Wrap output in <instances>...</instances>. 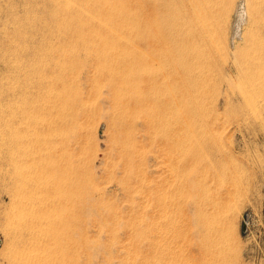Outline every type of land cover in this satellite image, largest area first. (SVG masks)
Here are the masks:
<instances>
[{"label":"rangeland","instance_id":"rangeland-1","mask_svg":"<svg viewBox=\"0 0 264 264\" xmlns=\"http://www.w3.org/2000/svg\"><path fill=\"white\" fill-rule=\"evenodd\" d=\"M10 1L17 36L1 62L0 133L37 95L27 67L45 59L47 70L28 166H14L0 135V264H166L163 245L146 248L152 237L139 232L144 219L161 228L162 205L190 185L223 199L225 250L216 264H264V0H213L205 33L192 43L174 39L176 10L154 17L140 0H70L59 30L51 0ZM8 3L0 0V27ZM113 71L129 104L115 103ZM188 74L194 87L185 91ZM137 96L150 106L133 105ZM55 225L60 258L52 255Z\"/></svg>","mask_w":264,"mask_h":264},{"label":"bare ground","instance_id":"bare-ground-1","mask_svg":"<svg viewBox=\"0 0 264 264\" xmlns=\"http://www.w3.org/2000/svg\"><path fill=\"white\" fill-rule=\"evenodd\" d=\"M212 1L213 0H140V2L138 4H139L140 7L141 6L142 7L144 6L142 8V9H144L143 11L149 12V13H151V15L153 14L154 17H158V16H161V15H164V13H170V12H172V10H176L177 12L175 13V17H174V20L172 22V25H177V27L175 28L176 30L173 33L175 38L174 37L173 38L179 40V39H181L180 38V36H181V37H183V39H185V38L186 39H191L190 42L192 43V42H195V38H197V37L198 38H202L203 35H204V33H205L207 14L211 11V7L209 5H210V2H212ZM69 2H70V0H51L50 8L48 7L49 10H50V15L52 16V24H51V26L53 25L57 30H59V29L62 28L63 19H62L61 16H62V13H63L64 9L69 4ZM211 5L213 6V4H211ZM0 7H2V6H0ZM4 7H6V6H4ZM14 8L15 7H14L13 3L9 0V3H8L7 7H6V10H3V11H5V13L3 12V14H5L6 19H4V21L2 20L3 21V23H2L3 26H1V27H3L2 32H1V29H0V74H1V71L3 69H7V68H3V67H7L8 66V65L6 66V64H7L6 62H5L6 64L5 63H2L1 64V62H4L5 59H3V58L5 57L6 54L8 55V53L6 51H8L10 49V47L12 46V45L10 46V39L12 37L17 36V34L15 33V27H16L15 23L17 22V19H18L17 17L18 16L16 15V10L17 9L15 10ZM67 12H69V11H67ZM69 13H67V14H69ZM243 13H244V11H242V10H240L238 12L240 20H242ZM71 14H73V13H71ZM66 16H69V15H66ZM147 22L148 21L146 20L145 21L146 24L144 23L146 26H147ZM181 23H187L188 26L184 29L181 26ZM118 36H119V34H118ZM181 49L182 48L180 47L179 50L182 51ZM192 54H193V52L190 51L188 55H190L191 57L196 56V55H192ZM178 56L180 57V54ZM110 59H112V58L110 57ZM183 61H185V60H183ZM112 63H114V62H112ZM125 63H126V61H125ZM132 64H133V62H132ZM182 64H183V62H182ZM46 65L47 64H45V59H42L40 62H38V63H32V64H30L27 67V76L26 77L28 78V80L31 79V78H36V82L33 84L32 87H36L37 88V90H38L37 91V95H35L36 96L35 97L33 94H30V95H28L26 97L28 99H26L25 106L21 110V113L15 115V116H11V119L9 121V129H8V131L5 129V132L4 133L2 131L0 133V135H3V137L1 138V141L3 142L2 145H6V148H7V151H8L7 153L9 154L8 159H9V157L11 158V161L13 162V164H14L15 167L16 166H25V167L28 166L30 164V161H31V158H32L31 157L32 151L35 150V146L36 145L35 144H32V139H33L32 136L37 133V129H38L37 128V125H38L39 121L41 120L42 115L45 114L43 110L45 109V107H44V105H45V99L44 98H45V92H46L45 91V87H46V85H45V76H46V70H47V69H45L47 67ZM112 65H110V66L112 67ZM123 65H124V63H123ZM183 65H180V66H183ZM126 66H127V64H126ZM183 67H185V66H183ZM185 68H187V67H185ZM106 71L109 72L108 69H106ZM110 76L111 77H109L110 78L109 84L112 87V92H113V95H114L115 100H116L115 103L118 106H123V105H125V103L126 104L127 103L129 104V102H131V101L130 100H128V101L125 100V96H126L125 94L126 93L124 92L125 91L124 88L126 87V83H125L124 79H122L123 77L122 76H117L116 75V72H114V71L112 72V74H110ZM161 77H162V74H161ZM191 77L192 76L190 74H188L185 78L181 77V79H180L181 82H183V85H185V89H186L185 91H188L191 87H194L193 86L194 85L193 84L194 82L191 81V79H192ZM164 78H166V73H165ZM125 79H126V77H125ZM152 79H154V78H152ZM152 79H150V80H152ZM161 79H163V78H161ZM174 79H176V78H174ZM156 80L157 79H154L152 82H149L148 83L149 84V88H151L150 90H153L152 89L153 87L156 88L155 87L156 85L154 86V83L156 82ZM177 80H176V82L178 83ZM99 84H101V83H99ZM99 84H98V86H99ZM129 85H128V87H129ZM183 85H181V86L184 87ZM131 86H132V84H131ZM137 86H139V85H137ZM179 86L177 85V87H179ZM145 87H144V89H145ZM173 87L175 88V85L174 86L172 85L171 88L169 86L170 90L173 89ZM129 88L132 89L131 87H129ZM177 89H180V88H177ZM144 91H142V92H144ZM174 91H176V89H174L173 92ZM152 92H154V90ZM176 92L178 94L179 91H176ZM162 93L160 92V95H162ZM144 94L146 95V93H144ZM178 95H180V94H178ZM182 96H184L183 93H182ZM169 97H171L170 99L173 100V98H172L173 95L172 96H169ZM191 97H194V96H191ZM150 98L152 100L154 99L152 97H150ZM158 98H159V96H158ZM159 99H161V98H159ZM164 99H166V98H164ZM132 100H133V102H132L133 105L141 106V107L142 106H148V107L150 106V105H146L149 102V97L148 96H144V98H142V97L140 98L138 96L137 97H132ZM187 100H189L188 97H187ZM191 101H195V98L192 99V100H190V102ZM166 102H167V100H166ZM174 102H175V100H174ZM179 102H177V103L179 104ZM181 102H180V104H181ZM132 103H130V104H132ZM152 104H153V102L151 103V106H153ZM167 104H169V101L166 104L162 101L161 106H164V109H165V105H167ZM170 104H171V101H170ZM182 104L185 105L184 103H182ZM46 105H48V104H46ZM130 106H132V105H130ZM167 106H169V105H167ZM190 106H193V105L191 104ZM168 109H171V108H168ZM194 109H195V107H194ZM198 111H199V109H198ZM141 113H142V111H141ZM165 113H168L169 114V112H166V111H165ZM153 114H155V113L153 112ZM157 114H159V112ZM195 114H196V112H195ZM172 118H174V117H172ZM181 118H182V116L180 117V119ZM189 120L190 119H188V121ZM180 121H182V120H180ZM175 125L178 126V124H175ZM155 126L156 125H154V127ZM187 126L188 125L186 124V127ZM147 127H149V125ZM151 128H153V127H151ZM176 128L178 129V127H176ZM172 129L173 128H171V130ZM174 131L177 132V130H174ZM188 131H190V130H187V133H188ZM162 140H165V142H164L165 143V147L168 150L172 149V147L174 146V144L172 142L173 139H172L171 136H167L165 139H162ZM168 159H169V157H168ZM38 160H40V159H38ZM32 163H33V161H32ZM174 168L175 167H173V169ZM21 184H23V183H21ZM188 190L189 191H187L186 193H184V194L182 193V196H181L182 198L181 199H179V200H177L175 202H172V203H169L170 202L169 201L166 204H163L162 205V213H163L162 214V217H164L163 218L164 221L161 224L162 230H161L160 227H159L160 229L159 228H156V226H154L153 229H152V226L150 225L151 227H149V224L147 225V223H146V219H144L145 224L141 228L139 234H142L143 237H147V238H149L150 236L152 237V238H150V240L147 242V244L145 246H146V248L152 249V251L154 250V252L156 250V247L159 246V244L160 245H163V249H165L164 255H166L169 258L166 261V264H171V263L177 264L176 261H178V262H180V264H182L181 262H183V263L184 262H187V261L190 262L189 259H191L193 261L194 260H198L197 261L198 264H216L217 263V260L219 259V255L221 254L220 257H223L224 250H225L223 248L224 247V243H223L224 240L222 238L224 236V233L222 232V227H221V223H220L221 222V218L223 216V206H224L223 199L221 197H218V195L211 196V197L208 196V195H207L208 196L207 197L205 195L206 196L205 197L204 196V193L206 191H205V189L202 186H193V185H190V187H189ZM50 192H51V190H50ZM53 192L54 191L52 190V193ZM211 193H214V192H211ZM187 195H189V198H186ZM62 199H64V198H62ZM68 207H70V206H68ZM52 220H54V219L52 218ZM50 222H51V219H50ZM50 222H49V224H50ZM158 225L159 224H157V226ZM64 226H66V224H64ZM54 227H55V230L53 231V233H51L50 238L52 239V242L53 243H56V245L58 247H57L56 250L54 249L55 251H52L53 252L52 255L55 258H57V257L60 258L63 255V251L61 249V246H59V244H60V234L58 232V228H57L58 226L55 225ZM66 228H64V229H66ZM155 234L157 236H159L160 238L159 239H156L154 237ZM160 241H162V242H160ZM171 243H173L172 246L170 245ZM139 247H141V246L139 245ZM214 252H217V254H215ZM50 261H51V259H50ZM69 261H70V264H75L74 259L73 260L70 259ZM136 264H137V262H136ZM190 264H191V262H190Z\"/></svg>","mask_w":264,"mask_h":264}]
</instances>
